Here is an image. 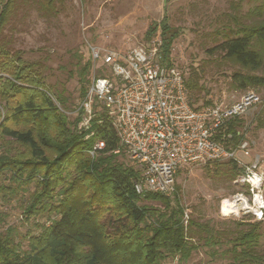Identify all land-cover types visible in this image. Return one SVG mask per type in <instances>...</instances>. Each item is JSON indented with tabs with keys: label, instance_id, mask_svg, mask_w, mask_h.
Here are the masks:
<instances>
[{
	"label": "trees",
	"instance_id": "1",
	"mask_svg": "<svg viewBox=\"0 0 264 264\" xmlns=\"http://www.w3.org/2000/svg\"><path fill=\"white\" fill-rule=\"evenodd\" d=\"M17 1L0 0V195L9 201L7 196L28 193L17 197L27 220L41 214L49 223L40 225V234L28 237V250L11 235L0 234V264H161L175 255L188 260L198 247L190 232L201 233L204 225L193 219L184 224V210L175 193L171 198L136 192L134 181L140 173L131 165L104 109L93 104L89 129L78 128L84 115L80 104L69 120L67 99L56 85L45 82L43 65L22 59L21 51H13L3 36ZM38 1L44 14L53 8L52 0ZM253 11L258 12L257 23H237L236 29L222 32L223 40L213 47L223 59L262 71L260 75L234 72L232 84L241 90L264 87V0ZM167 20L165 16L150 30H170ZM174 36L162 37L164 60ZM90 60L80 69L83 79L92 67ZM102 67L103 76L107 69ZM183 76L189 99L202 91L198 79ZM88 88L82 86L81 99ZM211 104L206 101L195 108ZM238 125L240 119L228 129L235 135ZM99 140L104 147L92 156ZM238 140L235 136L233 144ZM149 202H160L161 207ZM263 222L236 223L239 231L228 240L226 250L235 263L264 264V250H259ZM212 238L206 243L214 242Z\"/></svg>",
	"mask_w": 264,
	"mask_h": 264
},
{
	"label": "rangeland",
	"instance_id": "2",
	"mask_svg": "<svg viewBox=\"0 0 264 264\" xmlns=\"http://www.w3.org/2000/svg\"><path fill=\"white\" fill-rule=\"evenodd\" d=\"M26 1L16 2L3 36L10 41L13 51H21L22 59L43 65L41 74L45 82L56 85L67 99L65 112L69 120L74 119L75 109L82 100V86L88 87L94 75L102 76L100 60L92 61L84 79L80 75L85 61L90 60L91 47L125 53L141 44L155 43L161 47L162 37L175 34L166 61L186 77L191 74V81L198 79L203 87L190 98L194 107L206 101L224 100L229 104L238 99L246 90L233 86L234 72L262 74V71H251L235 61L223 59L222 52L213 47L223 40L222 32L236 29L237 23H257L258 12L252 9L263 0H52L50 7L53 8L48 14L38 7V0ZM40 1L42 4L49 0ZM165 16L170 30L161 32L159 27L150 30ZM149 30L152 35L148 37ZM249 89L258 93L260 102L240 118L239 129L253 143L249 149L252 157H264V87ZM233 167L231 162L221 161L205 166L185 165L178 172L174 193L184 210L183 222L186 224L185 221L193 219L204 225V229L201 233L190 232L191 241L198 247L188 260L180 261L179 255H175L161 264H237L226 252L230 247L228 240L239 231L236 223L246 225L255 220L243 213L225 217L219 211L220 201L238 190L232 184L236 177H233L236 169ZM262 190L264 199V185ZM24 195L28 193L19 192L13 199L7 196L9 201L0 195V234L11 235L22 249L28 250V237L40 234V225L49 221L41 214L27 220L23 205L17 201V197L22 199ZM149 204L161 207L160 202ZM259 230V250H264V222ZM210 236L214 242L207 244Z\"/></svg>",
	"mask_w": 264,
	"mask_h": 264
},
{
	"label": "built area",
	"instance_id": "3",
	"mask_svg": "<svg viewBox=\"0 0 264 264\" xmlns=\"http://www.w3.org/2000/svg\"><path fill=\"white\" fill-rule=\"evenodd\" d=\"M160 48L155 43L141 44L121 53L91 47V60L102 61L108 74L92 77L80 102L84 115L78 128L89 129L93 104L106 111L140 173L134 181L140 194L171 196L183 166L229 161L238 170L232 181L238 190L220 201L221 215L243 213L255 221L264 220V157H252L253 143L240 126L235 135L228 129L260 102L258 93L249 89L232 103L220 100L195 108L183 72L162 58ZM235 136L239 140L233 144ZM103 147L104 142L97 141L90 154Z\"/></svg>",
	"mask_w": 264,
	"mask_h": 264
}]
</instances>
